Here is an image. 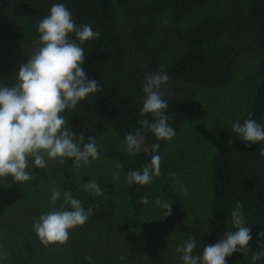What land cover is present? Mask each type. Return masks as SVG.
<instances>
[{
    "label": "trees",
    "instance_id": "obj_1",
    "mask_svg": "<svg viewBox=\"0 0 264 264\" xmlns=\"http://www.w3.org/2000/svg\"><path fill=\"white\" fill-rule=\"evenodd\" d=\"M57 3L67 6L77 26L89 24L100 33L80 46L87 78L103 88L93 94L92 103L81 101L62 115L77 142L81 134L85 143L92 136L99 156L103 150L106 159L123 165L125 181L104 184L100 157L79 168L71 159L64 164L48 160L43 169L32 165L33 179L22 185L11 177L0 178V264H183L177 246L193 236L195 254L202 256L205 245L234 230L231 212L237 202H243L246 225L252 229L251 248L258 251V233L264 231V157L258 149L264 142L246 147L231 126L237 120L243 123L249 114L264 125V0H0V83H14L21 50H35L38 23ZM70 38L76 40L74 34ZM242 49L247 50L245 59L237 62ZM251 51L258 55H248ZM162 65L170 77L163 92L174 138L180 135L188 110L192 118L197 113L200 99L192 102L190 95L206 97L208 108L214 107L213 129L208 130L215 136L217 152L210 162L204 202L188 197L183 203L177 193L169 192V173L178 179L183 169L174 166L172 158L163 160V149L171 140L157 141L153 133L142 131L148 150L136 155L126 151V134L135 133L141 119H153L140 115L144 77ZM174 82L180 85L178 93L171 86ZM186 85L193 90L183 100ZM154 143L160 144L162 175L153 177L150 185L129 186L126 174L150 164ZM93 180L103 196L83 190ZM53 188L61 192L55 204ZM68 190L94 214L71 230L66 245L44 247L33 225L42 214L60 208ZM145 194L147 205L139 202ZM157 198L172 202L170 216H163ZM227 264L252 260L237 252Z\"/></svg>",
    "mask_w": 264,
    "mask_h": 264
},
{
    "label": "clouds",
    "instance_id": "obj_2",
    "mask_svg": "<svg viewBox=\"0 0 264 264\" xmlns=\"http://www.w3.org/2000/svg\"><path fill=\"white\" fill-rule=\"evenodd\" d=\"M162 23L166 24L167 20ZM38 32L35 51L26 63L19 65L14 83H0V178L11 177L21 185L33 179L29 171L32 165L43 169L47 167L48 160L64 164L71 159L74 167L79 168L99 158L96 139L89 136L85 143L81 134L77 142V136L67 127V120L62 114L74 111L81 101L92 103L93 94L103 91L95 79L87 78L82 67L85 53L80 46L86 41L98 39L100 33L93 31L89 24L77 26L64 3L52 5L50 15L39 21ZM70 34H74L80 43L71 39ZM169 81L163 65L158 71L145 74V99L140 115L146 117L150 114L153 119H141L136 132L126 134V151L130 155L148 150L143 147L145 137L141 135L142 131L153 133L157 141L174 138L175 129L169 124L171 117L166 114L169 104L163 92ZM231 131L246 147L264 142V125L252 119L251 114L243 123L239 120L234 122ZM228 144L231 145L232 140ZM159 148V143L151 145L154 155L142 171L133 170L126 174L129 186L150 185L153 177L162 175ZM258 151L264 157V146ZM115 168L122 169L123 165L116 162ZM169 175L177 177L174 172ZM119 177V171L113 173V179L118 180ZM83 190L95 196L104 195L103 189L94 180L85 183ZM182 190L185 193L188 191L186 187ZM59 200L61 192L53 188L51 201L55 204ZM139 202L149 204L148 195L141 196ZM155 202L164 210V217L172 214V202L160 198ZM64 206H70V210ZM93 214L92 207L86 210L68 190L63 192L61 207L42 214L33 228L44 247L63 246L70 240L71 230L85 225ZM231 225L234 230L227 231L219 242L205 245L202 256L195 254L197 240L193 236L182 246H177L176 252L181 254L183 264H227V258L237 252L250 255L252 264L264 260V231L258 233L259 250L253 252L252 229L246 225L243 202H237L231 212ZM86 259L91 262L92 257Z\"/></svg>",
    "mask_w": 264,
    "mask_h": 264
},
{
    "label": "rangeland",
    "instance_id": "obj_3",
    "mask_svg": "<svg viewBox=\"0 0 264 264\" xmlns=\"http://www.w3.org/2000/svg\"><path fill=\"white\" fill-rule=\"evenodd\" d=\"M34 51V49L31 50L30 48L24 51L21 50V58L18 59L17 67L19 68L20 64L26 63L28 58L33 54ZM246 51V49H242L240 53L237 54V62L244 61ZM248 55L256 56L258 55V53L255 51H251L250 53H248ZM171 86L178 93L180 85L174 82L171 84ZM185 87L187 88V90L185 93L182 94L183 100H187L189 94L193 90V86L191 85H186ZM195 95L196 93L190 95V97L192 98H190V101L192 102H195L196 100L200 99V104L197 113L195 112V118L189 116L190 111L188 110V115L180 135H177L173 140L166 144V148L163 149V160L172 158L174 166L183 168L178 175V179L177 177H172L168 189L170 193H177L179 197L178 200L182 201L183 203H186L188 197H192L202 202L208 200V177L211 173L210 162L211 159H213L214 154L217 152V149L214 148L215 136L208 130V128L213 129V125L210 124V122H212L211 118L213 117V113H211V108L214 107H211L209 109L206 103L204 102V99H206V97L200 98ZM229 97L231 98V95H229ZM225 124L227 125V127H230L229 123ZM143 147L146 148V145L144 144ZM179 149L190 150L194 154L185 152L184 150V152H182ZM99 157L101 159L100 162H104L100 166L101 179L103 180V183L107 185L115 183L118 185L124 184L125 173L122 170L123 168L119 170L116 169V162H112L109 159H106L103 150H100ZM117 171H119L120 177L118 180H115L113 179V173ZM174 179L176 180L175 184H173ZM185 187L188 189L186 193L182 190ZM203 217L206 218L207 216L204 215Z\"/></svg>",
    "mask_w": 264,
    "mask_h": 264
}]
</instances>
